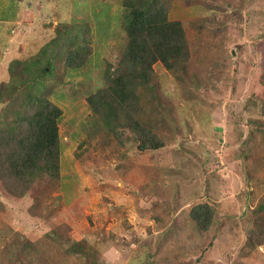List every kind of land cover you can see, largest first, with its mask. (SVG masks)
<instances>
[{
  "label": "rangeland",
  "instance_id": "rangeland-1",
  "mask_svg": "<svg viewBox=\"0 0 264 264\" xmlns=\"http://www.w3.org/2000/svg\"><path fill=\"white\" fill-rule=\"evenodd\" d=\"M165 3L189 59L157 61L128 108L162 143L142 150L140 130L88 103L127 45L123 0H0V130L28 95L63 109L61 180L19 199L0 183V264H264V0ZM72 24L92 45L78 70L64 67L74 46L57 66L40 52ZM206 202L202 229L191 211Z\"/></svg>",
  "mask_w": 264,
  "mask_h": 264
},
{
  "label": "trees",
  "instance_id": "trees-1",
  "mask_svg": "<svg viewBox=\"0 0 264 264\" xmlns=\"http://www.w3.org/2000/svg\"><path fill=\"white\" fill-rule=\"evenodd\" d=\"M123 5L120 24L128 38L127 45L118 67L109 64L105 70L107 86L90 95L88 103L113 128L118 129L121 124L140 130L146 136L140 149H158L162 146L161 141L154 136L150 138L135 118L134 110L128 108L138 103L157 61L163 62L168 69L188 61L185 31L180 21L168 18V3L164 4V0H123ZM82 25L85 24L81 23L84 28ZM68 26H74L68 30L69 39L62 38L58 29L57 36L40 52L42 58L46 57V61L57 66L55 59L60 48L74 46L68 52L64 67L78 70L88 62L92 45L90 37L82 35L81 28L73 24ZM42 58L36 59V68L41 67L40 73H53L52 68L48 72L47 66L42 65L46 62ZM25 101L28 112L17 113L9 120V127L0 130V183L12 199L41 192L46 181L57 183L61 180L58 120L63 109L48 97L28 95ZM191 213L202 229H208L213 223L214 209L208 202L195 205Z\"/></svg>",
  "mask_w": 264,
  "mask_h": 264
}]
</instances>
